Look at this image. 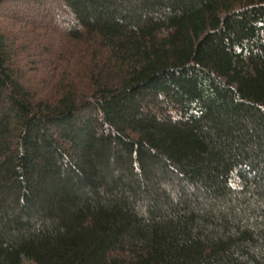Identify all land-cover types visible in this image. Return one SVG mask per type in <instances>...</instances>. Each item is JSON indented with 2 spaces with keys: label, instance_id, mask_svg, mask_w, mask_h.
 Returning <instances> with one entry per match:
<instances>
[{
  "label": "trees",
  "instance_id": "trees-1",
  "mask_svg": "<svg viewBox=\"0 0 264 264\" xmlns=\"http://www.w3.org/2000/svg\"><path fill=\"white\" fill-rule=\"evenodd\" d=\"M0 264H264V0H0Z\"/></svg>",
  "mask_w": 264,
  "mask_h": 264
},
{
  "label": "rangeland",
  "instance_id": "rangeland-1",
  "mask_svg": "<svg viewBox=\"0 0 264 264\" xmlns=\"http://www.w3.org/2000/svg\"><path fill=\"white\" fill-rule=\"evenodd\" d=\"M21 13H23L22 11H21ZM59 19H61V18H59ZM58 19V20H59ZM33 20H38L39 21V18H37V17H35ZM57 41V43H56V45H63V43L61 44V41H58V40H55V42ZM43 44H45V46H49L50 45V43L49 42H45V43H43ZM52 46V45H51ZM51 46H49V47H51ZM57 47V46H56Z\"/></svg>",
  "mask_w": 264,
  "mask_h": 264
}]
</instances>
